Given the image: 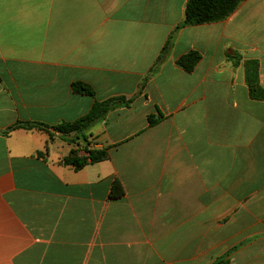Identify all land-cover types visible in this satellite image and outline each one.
Here are the masks:
<instances>
[{
	"label": "crops",
	"instance_id": "1",
	"mask_svg": "<svg viewBox=\"0 0 264 264\" xmlns=\"http://www.w3.org/2000/svg\"><path fill=\"white\" fill-rule=\"evenodd\" d=\"M188 1L0 0V264H264V0L180 27ZM84 137L109 157L64 165Z\"/></svg>",
	"mask_w": 264,
	"mask_h": 264
},
{
	"label": "trees",
	"instance_id": "2",
	"mask_svg": "<svg viewBox=\"0 0 264 264\" xmlns=\"http://www.w3.org/2000/svg\"><path fill=\"white\" fill-rule=\"evenodd\" d=\"M244 1L246 0H189L186 7V18L180 27L202 25L225 20ZM200 59L201 55L199 52L191 51L178 60V65L186 72H192ZM254 65H257V63ZM248 83L250 85L251 96L253 99H264V91L259 85L258 75L254 74L253 76H248ZM72 88L73 92L76 94L89 95L92 97L95 96L93 88L83 82L73 83ZM128 103L129 101L124 97H115L103 102H96L87 115L75 122L62 123L54 127V130L64 136L75 134L78 137L80 134L88 131L98 120L105 117V115L114 107ZM159 119L161 118L150 116L148 121L149 124L153 126ZM17 128H24L27 130L38 128L47 131L50 134V137H52V132L49 131V126L43 123H18L10 130ZM72 142H76L75 139H73ZM85 150L88 155H79L77 151H72L71 155L64 158L62 163L67 166H72L76 170H80L88 164L103 161L109 157L107 149L89 148V146H86ZM111 194L114 198H119L124 195L122 184L118 180H115L113 183Z\"/></svg>",
	"mask_w": 264,
	"mask_h": 264
},
{
	"label": "rangeland",
	"instance_id": "3",
	"mask_svg": "<svg viewBox=\"0 0 264 264\" xmlns=\"http://www.w3.org/2000/svg\"><path fill=\"white\" fill-rule=\"evenodd\" d=\"M241 4H242V3H241ZM241 4H240V5H241ZM240 5H239V6H240ZM239 6H238V7H239ZM154 117H155V116H154ZM159 117L162 118L161 116H159ZM155 118H158V117H155ZM50 139L53 140V137H50ZM82 141L84 142L85 146H88V145H86V144H89V143H88V141H87V139H86L85 137H84V139H83ZM84 155H85V154H84Z\"/></svg>",
	"mask_w": 264,
	"mask_h": 264
}]
</instances>
